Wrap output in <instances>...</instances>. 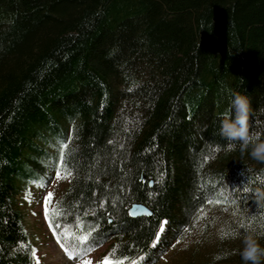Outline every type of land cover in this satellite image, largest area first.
<instances>
[{
	"label": "trees",
	"instance_id": "trees-1",
	"mask_svg": "<svg viewBox=\"0 0 264 264\" xmlns=\"http://www.w3.org/2000/svg\"><path fill=\"white\" fill-rule=\"evenodd\" d=\"M233 92L264 138V0H0V264H35L18 196L61 152L47 219L66 244L151 264L163 220L177 232L219 203L233 247L199 264H244L245 233L264 246V161L219 133Z\"/></svg>",
	"mask_w": 264,
	"mask_h": 264
},
{
	"label": "rangeland",
	"instance_id": "rangeland-1",
	"mask_svg": "<svg viewBox=\"0 0 264 264\" xmlns=\"http://www.w3.org/2000/svg\"><path fill=\"white\" fill-rule=\"evenodd\" d=\"M56 167L46 183L43 179H40L38 183H30L18 196L19 206L24 213V226L32 243V251L35 250L39 264H82L86 260L91 261L92 264H100L109 242L94 249L80 251L78 247L66 244L68 236L63 234L64 237L61 238L60 231H54L48 219L45 218L44 197L48 192L53 193L49 204V214L70 179V175L62 167L60 168L61 178L57 179ZM229 216L228 210L219 203H207L184 222L176 230L177 232L166 230L163 220L159 233L164 232L162 246L164 245L165 248L151 264H199L213 259L221 243L220 233L224 231ZM61 243L77 255L69 259ZM221 245L228 251L233 247L223 243ZM34 260L36 264V259ZM215 264H237V262L226 260Z\"/></svg>",
	"mask_w": 264,
	"mask_h": 264
},
{
	"label": "clouds",
	"instance_id": "clouds-1",
	"mask_svg": "<svg viewBox=\"0 0 264 264\" xmlns=\"http://www.w3.org/2000/svg\"><path fill=\"white\" fill-rule=\"evenodd\" d=\"M230 115L220 119L219 133L230 143L228 147L234 149L239 144L243 153L248 150V154L255 160L264 161V138L262 133L250 130V117L253 110L247 95L240 92H233L230 100ZM264 113V109L260 110ZM254 197L258 201H264V191L253 190ZM237 231L232 232V236H239ZM243 247L240 249V258L244 264H261L264 259V246L259 243L256 235L252 232L243 235Z\"/></svg>",
	"mask_w": 264,
	"mask_h": 264
},
{
	"label": "snow or ice",
	"instance_id": "snow-or-ice-1",
	"mask_svg": "<svg viewBox=\"0 0 264 264\" xmlns=\"http://www.w3.org/2000/svg\"><path fill=\"white\" fill-rule=\"evenodd\" d=\"M65 164H66V161L64 158V153L61 152L60 153V159H59V162H58L56 170H55L57 179L61 178L60 168H61V166H64ZM52 196H53V193L48 192L47 195L44 197V212H45V218L46 219L48 218L49 204H50ZM241 226L243 227L244 225H241ZM83 239L87 240L88 237H84ZM61 247L64 249L65 253L68 255L69 259H72L75 255H77V253L69 251V249L62 243H61ZM32 255L36 259V264H39V259H38V257H36L34 249L32 251ZM113 255H114L113 252H109V254L104 256L102 261H100V264H124L125 260L127 259V257H125V256H120L118 259H116V258H113ZM82 264H92V262L86 260V261H83ZM133 264H136V262H133Z\"/></svg>",
	"mask_w": 264,
	"mask_h": 264
},
{
	"label": "water",
	"instance_id": "water-1",
	"mask_svg": "<svg viewBox=\"0 0 264 264\" xmlns=\"http://www.w3.org/2000/svg\"><path fill=\"white\" fill-rule=\"evenodd\" d=\"M149 184H152V179L149 180ZM128 214L131 217H135L139 215L149 216L152 214V210L144 203L139 201H134L128 207ZM108 220L110 221L111 218L109 217Z\"/></svg>",
	"mask_w": 264,
	"mask_h": 264
}]
</instances>
